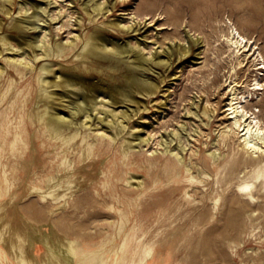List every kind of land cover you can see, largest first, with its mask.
Returning a JSON list of instances; mask_svg holds the SVG:
<instances>
[{
  "label": "rangeland",
  "instance_id": "rangeland-1",
  "mask_svg": "<svg viewBox=\"0 0 264 264\" xmlns=\"http://www.w3.org/2000/svg\"><path fill=\"white\" fill-rule=\"evenodd\" d=\"M27 1L31 5L38 1L44 5L50 4L43 12V20H37L30 16L33 15L31 13L33 8L26 3V0H0V21L2 22L0 27V51H2L0 52V54L2 53L0 68L5 65V73L9 70L16 77L14 69L7 66V58L10 56L23 59L25 62L32 59L35 67L50 60L45 63L52 64L53 73H59L61 67H69L80 62L82 65L92 64L95 59L104 64L96 66V69L90 70L87 74L93 79L103 83L119 84L123 81L125 73L135 72L141 81L152 87L151 91H135L130 99H123L116 105L107 98L104 99L105 102L103 101L104 111L118 107L116 111L126 109L127 117L121 116L127 126L122 135H132L133 143L136 146L131 157H122L119 152L121 135L118 137L119 141L115 142L114 148L99 150L93 157L80 163L73 176V185H76L75 190L81 189L76 193V197L85 196L88 203L86 209L81 210V214L79 213L78 219L74 220L76 224L87 227V235H80L79 239L85 245H92L94 241L101 239L100 231L104 233L114 231L112 223L118 220V214L114 209H110V206H118V202L105 193L102 186L105 174L110 173V177H113L120 192L126 194L125 197L131 198L137 197L144 188L136 183L131 186L127 185L126 180L134 175L131 181L137 182L139 178L143 179L144 191L147 192L142 197L140 207H134L135 216H138L145 229L151 227L153 231L157 229L160 232L158 238H161V245L175 240L174 253L168 264H255L250 256H255V252L264 253V217L259 219L260 226L252 227L248 223L236 229H228L222 237L223 240L215 243L217 233L210 229V224L203 223L197 226L192 224L195 218L193 209L195 205L189 203L183 194L186 188L191 189V192L195 193L193 197H197V199L201 198V194L199 191L193 190L190 184L184 180L185 170L181 172L182 177H179L178 182L166 184L163 164L167 161V157L171 156V153L167 152L164 155L162 151L165 149V142L171 139V133L175 129L179 130L181 134L179 137H174L171 147L175 151H178L180 147H186L187 163L192 149L198 150L201 156H204L209 149L219 146V150L223 153H229L231 148L236 147V138L230 139L226 145L220 141V130L227 122L228 111L225 110L229 102L228 84L232 79L229 78L230 59L223 58L228 52L221 54L219 49L222 48L223 34L228 31L227 28L234 25L255 41L259 47L257 51L264 55V0H101L104 8L98 16H93L94 0ZM23 2L27 4V8ZM47 7L49 8L47 9ZM7 8L11 10V13H6ZM59 11L61 15L63 14L62 16L59 15ZM24 15V20L18 23L24 35L31 39L40 40L43 38L49 41L52 46L60 43L61 46L67 47V54L63 57H43L41 49H39L40 51H37L39 58H36L33 56L34 53L29 50L22 53V49L17 50L16 47L11 50L5 49L2 37L7 34H16V19ZM69 15L72 16V19ZM112 19L113 21H111ZM30 20L32 21L30 22ZM114 20H118V23ZM42 27L43 29H41ZM97 31H102L119 42H129L133 46L139 45V48L143 52L145 51V54L147 53L146 59L141 64L134 56V52L119 53L105 46L103 48L107 52L105 57L91 55L87 59H83L81 55L77 56L83 47L82 41L85 36ZM73 40L74 43L71 42ZM108 62H111L113 66L109 67ZM256 62L258 61L250 66L249 72H246L243 79L247 84L253 86L256 82L255 78L263 79L264 87V69H258L261 65H255ZM32 73V71L29 72L28 76ZM243 74L241 73L242 77ZM157 83L159 84L157 85ZM59 89L58 91L61 90ZM243 89L241 87V91H246ZM253 97L252 100L250 97L248 106L264 121V88L257 90ZM36 100L37 92L34 89L33 102L30 103V107L41 104V102L35 104ZM204 107L209 108L208 113H204ZM60 109L62 114H65V118L69 119L70 110L64 107H60ZM97 114L94 111L91 118L86 119L88 122L90 121L89 124L87 122L88 126L77 123L76 127L83 133L86 129L87 133L92 136L101 132L108 133L109 127L106 120L100 122L98 118L100 114H103L100 117H104V112ZM77 116L78 118L74 121L86 118L85 116L81 118V115ZM78 139L80 141V136ZM178 143L180 146L177 145ZM178 146L179 148H177ZM38 147V150H31L33 153L31 158L35 160L36 165H42L46 151L40 144ZM71 157L73 158V154ZM183 159L185 160V157ZM151 161L160 163L158 166H153ZM161 163L162 165H160ZM117 176L120 178L118 181L116 180ZM155 178H161L164 185L156 192H150L149 189ZM95 189L99 190L101 194L95 193ZM39 201L36 194L23 196L18 193L14 197H4L0 201V206H3L4 219L19 229L27 224L36 226L44 233L54 230V233L63 238V232L58 229V226L53 228L52 224L53 219L65 215L63 209L59 208L63 203L52 207L55 210L52 215L53 219H46L43 210L41 211ZM202 210L204 211L202 208L199 212ZM133 220L134 218H132L131 224H133ZM89 225L90 227H88ZM91 234L94 237L89 236ZM40 245L42 248L38 254H44L45 247L43 243Z\"/></svg>",
  "mask_w": 264,
  "mask_h": 264
},
{
  "label": "bare ground",
  "instance_id": "bare-ground-1",
  "mask_svg": "<svg viewBox=\"0 0 264 264\" xmlns=\"http://www.w3.org/2000/svg\"><path fill=\"white\" fill-rule=\"evenodd\" d=\"M100 1L94 0L93 16H98L104 8L103 1ZM26 3L30 4L27 0ZM26 3L23 5L27 8ZM47 5L41 4L39 1L32 3L33 12L31 13L33 15L30 16L37 20H43V12ZM6 13H11V10L7 8ZM25 15L16 19V34H7L2 37L5 49L11 50L16 47L17 50L22 49V53L29 50L34 53L33 56L36 58H39L37 53L39 49H41L43 57H63L67 54V47L61 46L60 43V45L52 46L49 41L43 38L40 40L36 37V39H31L24 35L18 23L24 20ZM59 15H61L60 11ZM44 17L46 18V16ZM70 18L72 19V16ZM114 22L118 23V20H114ZM1 24L0 21V27ZM40 25L39 27H41ZM134 29L136 30V28ZM227 29L228 31L223 34L222 48L219 50L221 54L228 52L223 58L230 59L229 78L232 80L229 79V102L225 110L228 111V123L225 122L220 130V141L226 145L230 139L236 138V147L231 148L229 153H223L219 150V146L209 149L204 156H201L198 150L192 149L187 163L186 147L179 148V143L177 144L179 145L178 151L171 147L174 137H179L181 134L179 130L175 129L171 133L172 136L170 135L171 139H166L165 149L162 151L164 155L167 152L171 153V156L167 157V161L163 164L166 184L178 182L179 177H182L181 172L185 170L184 180L190 184L193 190L199 191L201 194V198L197 199V197H193L195 193H192L189 188H186L183 194L189 203L195 205L193 208L195 218L192 224L196 226L203 223L210 224V229L217 233L215 243L223 240L222 237L228 229H236L248 223L252 227H257L260 226L259 219L264 217V121L248 106L250 97L252 100L256 91L264 88L263 79L255 78L254 86L247 84L243 79L255 61H258L255 65H261L258 69H264V55L257 51L259 47L256 42L243 34L238 27L231 25ZM45 34L47 33L45 32ZM74 40L71 42L74 43ZM82 42L83 47L77 56L81 55L83 59H87L91 55L105 57L107 52L103 50L104 46L119 53L134 52V56L141 64L147 57V53L145 54L139 45L133 46L129 42H119L102 31L86 35ZM156 56L158 57V55ZM45 62L39 67H35L32 59L25 62L15 56L8 57L7 66L14 69L16 77L9 70L5 73V65V68L3 65L0 68V201L6 196L14 197L18 193L23 196L36 194L46 219H53L52 215L55 210L52 207L63 203L59 208L63 209L65 215L53 219L52 222L53 228L58 226V229L63 232V238L54 233V230L44 233L36 226L27 224L21 229L15 227L10 221L4 219L3 206H0V222L4 220L0 224V264H168L174 253L175 240L161 245V238H158L160 232L157 229L153 231L151 227L145 229L138 216L134 214V207L138 206L139 208L142 197L147 194L144 191L143 179L139 178L137 182H132L131 179L134 177L132 175L126 180L129 186L136 183L138 186L144 187L137 197L131 198L125 197L127 195L120 192L117 183L113 177H110V173L105 174L102 186L105 193L118 202V206H110V209H114L118 214V220L112 223L114 231L109 233L100 231L101 239L94 241V244L85 245L79 239L80 235H87V227L76 224L74 221L78 219L81 210L86 209L88 203L85 196L76 197V193L81 190H75L76 185H73V176L77 168L81 162L93 157L97 151L114 148L118 137L127 127L121 119V116L127 117L126 109L116 111L118 107L104 111L102 108L105 106L104 99L107 98L116 105L123 99H130L133 92L151 91L152 87L141 81L135 72L125 73L123 81L119 84L103 83L93 79L87 74L90 70L96 69V66L104 64L95 59L92 64L82 65L80 62L69 67H61L59 73H53L52 64ZM108 64L109 67L113 66L111 62ZM31 71L33 73L28 76ZM241 73H244L243 77ZM241 87L246 91H241ZM58 88L61 90L58 91ZM34 89L37 92L35 104L40 102L41 104L30 107V103L33 102ZM60 107L70 110L69 119L65 118ZM208 109L204 107V113H208ZM94 111L96 114L104 112V117H100L101 114L97 117L100 122L106 120L109 127L108 133L101 132L92 136L87 133L86 129L83 133L76 127L77 123L85 126L88 122L86 119L89 120ZM77 115L86 118L74 121L78 118ZM151 125L153 124L151 123ZM132 137V135L120 137L119 152L124 158H129L134 154L133 149L136 145H134ZM136 141L138 142V140ZM38 144L46 151L42 165H36L35 160L31 158L33 156L31 150H38ZM159 163L151 161L153 166H158ZM119 179L117 176L116 180ZM163 185L161 178H155L149 191L156 192ZM95 193L101 194L97 189H95ZM208 201L209 204H207ZM202 208L204 211L199 212ZM132 218H134L133 224H131ZM89 236L94 237L92 234ZM42 243L45 252L38 254ZM254 255L250 257L255 264H264L263 252H255Z\"/></svg>",
  "mask_w": 264,
  "mask_h": 264
}]
</instances>
